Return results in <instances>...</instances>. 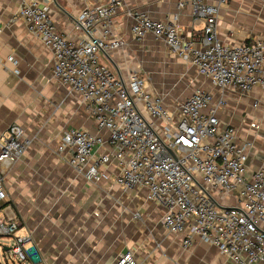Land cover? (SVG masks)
<instances>
[{
  "label": "built area",
  "instance_id": "1",
  "mask_svg": "<svg viewBox=\"0 0 264 264\" xmlns=\"http://www.w3.org/2000/svg\"><path fill=\"white\" fill-rule=\"evenodd\" d=\"M227 1L188 0L195 19L203 22L196 39L183 37L177 26L145 11H128L137 40L151 34L221 93L214 100L212 92L196 88L173 107L162 94L147 89L138 70L124 80L100 60L102 51L124 43L112 27L125 0L87 5L75 20L82 31L79 39L61 33L48 5L38 0L24 2L20 16L52 50L57 79L82 94L97 126L108 131V140L85 129L65 131L59 147L72 150L69 164L98 182L109 179L104 168L116 158L117 184L144 188L147 200L164 206L163 225L181 235L184 246L197 237L217 246L235 264H264V167L250 170L251 143L239 142L237 128L222 126L219 118L227 90L264 87V39L228 43L219 38V14ZM99 26L101 33L95 35ZM106 141L111 153L96 154V147ZM28 144L23 126L16 122L0 137V203L7 198L5 179ZM19 225L14 217H0V236L11 240L8 249L0 246L7 261L37 257L35 249L26 246L28 236L15 235ZM117 262L138 264L131 250L122 252Z\"/></svg>",
  "mask_w": 264,
  "mask_h": 264
},
{
  "label": "crops",
  "instance_id": "2",
  "mask_svg": "<svg viewBox=\"0 0 264 264\" xmlns=\"http://www.w3.org/2000/svg\"><path fill=\"white\" fill-rule=\"evenodd\" d=\"M27 1L0 0V137L16 122L29 140L5 179L7 198L0 203V217L18 219L15 235L28 236L26 246L37 254L27 262L12 260L13 264H118L119 255L127 250L138 264H235L215 245L195 237L192 245L184 246L181 235L169 233L163 225L164 206L147 200L144 188L124 189L114 180L120 171L116 158L104 168L109 179L98 182L69 164L72 150L59 147L65 131L85 129L105 140L108 131L97 126L82 94L54 75L52 50L20 16L21 5ZM38 1L48 5L61 33L79 39L78 14L87 5L107 0ZM180 1L125 0L112 27L124 43L102 51L101 62L127 80L132 71L148 73L156 58H161L160 49L168 48L151 34L140 41L133 36L134 19L128 14L133 9L174 24L187 39L199 38L203 22L195 19L188 0L183 6ZM100 29L95 35H100ZM218 36L228 43L264 39V1L228 0L220 10ZM206 79L211 87L199 88L212 92L216 100L221 93ZM225 98L219 111L221 125L235 126L238 141L251 143V171L264 167V87L249 92L230 89ZM111 150L106 141L96 147V154Z\"/></svg>",
  "mask_w": 264,
  "mask_h": 264
},
{
  "label": "rangeland",
  "instance_id": "3",
  "mask_svg": "<svg viewBox=\"0 0 264 264\" xmlns=\"http://www.w3.org/2000/svg\"><path fill=\"white\" fill-rule=\"evenodd\" d=\"M160 53L161 58H156L155 66L151 67L148 73L141 74V77L146 79L147 84L153 88L152 90L162 94L169 105H175L196 88L211 87V83L201 76L188 61L165 47L160 49ZM0 242L6 244L4 246L8 249L7 244H10L11 240L1 236ZM4 254L6 255V252L0 248V262L13 264L14 261L4 259Z\"/></svg>",
  "mask_w": 264,
  "mask_h": 264
},
{
  "label": "water",
  "instance_id": "4",
  "mask_svg": "<svg viewBox=\"0 0 264 264\" xmlns=\"http://www.w3.org/2000/svg\"><path fill=\"white\" fill-rule=\"evenodd\" d=\"M0 246H1V244H0ZM1 248V247H0ZM4 249L6 250L7 249V246H4Z\"/></svg>",
  "mask_w": 264,
  "mask_h": 264
}]
</instances>
